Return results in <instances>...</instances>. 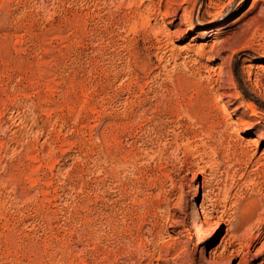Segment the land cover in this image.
Wrapping results in <instances>:
<instances>
[{"label":"rangeland","instance_id":"374dc122","mask_svg":"<svg viewBox=\"0 0 264 264\" xmlns=\"http://www.w3.org/2000/svg\"><path fill=\"white\" fill-rule=\"evenodd\" d=\"M263 149L264 0H0V264H264Z\"/></svg>","mask_w":264,"mask_h":264},{"label":"bare ground","instance_id":"6f19581e","mask_svg":"<svg viewBox=\"0 0 264 264\" xmlns=\"http://www.w3.org/2000/svg\"><path fill=\"white\" fill-rule=\"evenodd\" d=\"M212 9H214V5L212 3H209L206 6V8H205V10H206L205 14L208 15V16H212L211 13L209 12V10H212ZM252 10H254V7H252L251 9H249V12H251ZM176 16H177V11L176 12L174 11V12L170 13L169 15H164L165 18L170 19L172 21L171 22L172 24L175 23ZM147 27H149V25ZM174 34L177 35V37L180 40H182L184 38L183 35H185V33L183 31H181V29H178L176 32H174ZM253 142H254L255 147L258 148L259 142L257 140H255ZM260 158L262 160H264V149H263V151L261 153V157ZM210 195H211V191L209 193L206 192L204 198L206 197V199H207ZM201 211H202L203 216H207V212H206V210L203 209L202 206H201ZM207 234H208V232H207ZM211 237H212V234L211 233L208 234V235H205V237L203 239L204 241H202V242H200L198 244L204 246L206 244V242L208 241V239H210ZM231 243L233 244V241ZM225 246H226V243H225ZM228 246L231 247L230 244ZM229 247H225L224 249H222V252H220L221 254L218 256L219 259H223L224 255L227 253V248H229ZM215 252L214 253L213 252H210V256L213 257L212 260H214V258L216 257L215 256ZM262 256H264V248L262 250H260V251H257V253L255 255V259L256 260H259ZM243 257H244V254L241 251H237V250L233 251L232 250L231 252L228 253V255L224 258V260H225V263L227 264L229 261H231L232 258H240V259H243ZM262 261H263V259H262ZM239 264H243V262L240 261Z\"/></svg>","mask_w":264,"mask_h":264}]
</instances>
